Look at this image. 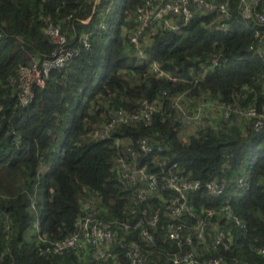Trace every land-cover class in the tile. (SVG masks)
<instances>
[{
    "label": "trees",
    "instance_id": "trees-1",
    "mask_svg": "<svg viewBox=\"0 0 264 264\" xmlns=\"http://www.w3.org/2000/svg\"><path fill=\"white\" fill-rule=\"evenodd\" d=\"M208 1L226 12L197 10L177 31L152 21L140 58L130 38L144 0H0V264H131L132 243L140 264H177L185 253L196 264H264V129L245 114L254 108L264 121V26L243 18L241 0ZM255 3L264 13V0ZM49 25L75 55L22 104L19 68L56 49ZM145 100L156 106L150 122H115L101 136L118 111L137 113ZM196 112L200 122L190 118ZM142 166L156 190L126 178ZM171 177L201 183L184 194L191 215L165 209L178 196ZM211 180L223 185L218 196L205 189ZM85 215L114 223L111 259H96L90 244L53 250L81 234ZM169 222L180 239H169ZM218 231L230 241L216 244Z\"/></svg>",
    "mask_w": 264,
    "mask_h": 264
},
{
    "label": "built area",
    "instance_id": "built-area-1",
    "mask_svg": "<svg viewBox=\"0 0 264 264\" xmlns=\"http://www.w3.org/2000/svg\"><path fill=\"white\" fill-rule=\"evenodd\" d=\"M255 0H241V13L244 19L251 20L255 19L258 24L264 26V13L255 11ZM213 10L219 9L220 12L225 13L224 5H216L208 0H144V4L139 6L136 10L137 27L134 30V35L131 36L130 41L135 45L137 55L143 58L142 49L139 47V37L144 32L145 28L154 21L160 20L162 26L165 29H171L173 31L179 30L181 23L173 20V16L180 18L183 22L188 21L195 10ZM103 28V24H100ZM46 33L50 36L53 43L56 45V49L53 51L51 56L42 59L41 61H34L31 64L20 66L19 68V82H20V93L19 100L22 104H27L33 97V87H42L49 75V72L55 68H62L65 64L71 60L75 51L66 47V39L60 33L58 26L49 25L46 28ZM85 45L87 43L85 42ZM154 70L157 71L156 65ZM174 106L177 109L179 105L174 102ZM156 111V106L148 101L142 102L141 110L137 113L127 114L123 111H118L115 117L105 126L104 132L101 136L107 134L109 129L115 122L131 123L135 121H142L144 123L150 122L152 114ZM248 116L257 117L254 126L264 129V121L261 119L254 108H249L245 113ZM226 115V114H225ZM227 116V115H226ZM186 120V116L184 117ZM198 122L203 120L201 112L196 113L190 117ZM140 149L145 152L150 151V146L145 140L140 141ZM126 178L134 179L137 178L145 183L148 191H153L158 188V179L156 175L149 173L144 166L140 168H133L130 172H126ZM167 184L170 188L175 190L178 194L169 200L166 210L170 209L172 214L181 216L183 210L191 209L190 206L185 205L184 199L187 191L197 190L201 183L197 180H179L176 177L168 179ZM205 189L210 196H218L223 191V185L218 184L217 181L211 180L205 183ZM142 199L143 197L140 196ZM192 210V209H191ZM169 211V210H168ZM207 217H212L215 212L210 208L205 209ZM222 211L227 212V216L232 218L234 221L239 223V220L234 216L226 207ZM191 215V213L189 214ZM86 217V218H85ZM84 219H78V227L82 228L81 234L72 235L64 241L55 242L52 245L54 251H61L65 248H81L86 244H90L97 248L96 259L107 261L112 258L111 253L108 251L107 246L112 242L115 237V232L112 229L114 223L103 222V220L92 219L91 216L85 215ZM158 221V213H155L151 218V224L154 225ZM141 221H137L133 227L130 224H124L123 228L126 231L140 228ZM205 223L201 220L198 221L195 227L197 237L202 239L203 228ZM209 225V224H208ZM213 227H216L213 224ZM165 230L168 233V237L171 240L180 239L179 226L174 223H168ZM141 235L148 242L152 239V234L146 229L141 230ZM222 240L226 242L230 241V237H226L223 231H218L215 242L216 244ZM264 252V250H262ZM127 256L131 261V264H140L143 260L139 248L135 243H132L130 248L127 250ZM221 260L215 259L212 261L204 262L203 264H219ZM174 262L177 264H196L192 253H185L184 255L174 257Z\"/></svg>",
    "mask_w": 264,
    "mask_h": 264
},
{
    "label": "clouds",
    "instance_id": "clouds-1",
    "mask_svg": "<svg viewBox=\"0 0 264 264\" xmlns=\"http://www.w3.org/2000/svg\"><path fill=\"white\" fill-rule=\"evenodd\" d=\"M202 10H203V9H202ZM196 11H197V10H195V11L193 12V15H194V13H195ZM205 11H211V10H205ZM193 15H192V17H193ZM192 17H191V18H192ZM176 18H178V17L173 16V20L177 21ZM191 18H190V19H191ZM179 19H180V18H179ZM190 19H189V20H190ZM178 22L181 23V26H182V24L185 23V22H183L181 19H180ZM186 22H187V21H186ZM100 24H103V23H100ZM100 24H99V26H100ZM103 25H104V24H103ZM181 26H180V27H181ZM100 28H101V26H100ZM103 28H104V26H103ZM179 29H180V28H179ZM170 30H171V29H170ZM63 36H64V35H63ZM65 39H66V38H65ZM83 42H84V44H85V42H86V43L88 42L86 36H83ZM132 44H133V43H132ZM66 47H67V46H66ZM139 47H140V46H139ZM55 48H56V47H55ZM67 48H68V47H67ZM140 48H141V47H140ZM135 49H136V48H135ZM136 53H137V52H136ZM41 60H42V59H40V60H35V61H38V62H39V61H41ZM69 61H70V60H69ZM69 61H68V62H69ZM33 62H34V61H33ZM33 62H31V63H33ZM68 62H67V63H68ZM31 63H30V64H31ZM67 63H66V64H67ZM66 64H65V65H66ZM24 66H25V65H24ZM62 68H63V67H62ZM55 69H59V68H55ZM52 70H53V69H52ZM49 73H50V72H49ZM18 76H19V71H18ZM19 87H20V82H19ZM35 87H38V86H35ZM42 87H43V86H42ZM33 88H34V87H33ZM29 102H30V101H29ZM29 102H28V103H29ZM152 104H153V103H152ZM134 179H137V178H134ZM130 180H131V179H130ZM77 234H80V233H77ZM77 234H76V235H77ZM74 235H75V234H74ZM84 246H85V245H84ZM84 246H83V247H84Z\"/></svg>",
    "mask_w": 264,
    "mask_h": 264
},
{
    "label": "rangeland",
    "instance_id": "rangeland-1",
    "mask_svg": "<svg viewBox=\"0 0 264 264\" xmlns=\"http://www.w3.org/2000/svg\"><path fill=\"white\" fill-rule=\"evenodd\" d=\"M263 42H264V37H263ZM154 67H155V66H154ZM157 72H158L159 75H164V72L161 71V70H158V68H157ZM172 80L174 81V80H176V78H172ZM196 113H197V112H196ZM196 113H195V114H196ZM195 114H194V115H195ZM194 115H193V116H194ZM168 210H169V213H170V215H171L172 217H177L176 215L172 214V212H171L170 209H168ZM184 213L189 215L190 213H192V210H191V209H189V210H183V211H182V214H184ZM169 223H173V222H169ZM113 230H114V229H113ZM114 232H115V234H116V231H115V230H114ZM82 247H83V246H82ZM82 247H81V248H82Z\"/></svg>",
    "mask_w": 264,
    "mask_h": 264
}]
</instances>
